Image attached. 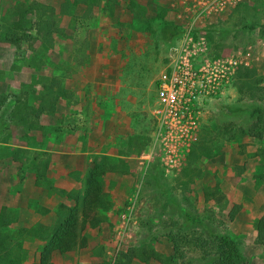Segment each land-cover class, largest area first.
<instances>
[{"label": "rangeland", "instance_id": "374dc122", "mask_svg": "<svg viewBox=\"0 0 264 264\" xmlns=\"http://www.w3.org/2000/svg\"><path fill=\"white\" fill-rule=\"evenodd\" d=\"M33 1L58 14L68 6V13L56 25L11 17ZM77 1L0 0V30L4 19L23 21L28 35L21 62L14 45L0 42V210L17 218L7 230L17 242L11 256L40 264L39 225L55 220L39 210L74 206L46 186L83 195L95 160L107 158L108 222L84 232L86 250L54 254L50 264H115L122 254L131 264H167L174 240L185 258L178 264H210L180 242L210 234L232 240L247 264H264V181L257 179L264 177V91L261 99L247 91L264 90V0H244L199 30L210 56L243 53L249 65L236 88L212 104L182 175L162 169L146 110L198 0ZM50 84L62 98L40 101ZM22 90L38 121L34 130L4 121Z\"/></svg>", "mask_w": 264, "mask_h": 264}, {"label": "trees", "instance_id": "16d2710c", "mask_svg": "<svg viewBox=\"0 0 264 264\" xmlns=\"http://www.w3.org/2000/svg\"><path fill=\"white\" fill-rule=\"evenodd\" d=\"M81 3L84 4V0L77 1V5ZM88 3L91 5L92 2ZM63 8L61 14H58L55 8L33 1L16 6L11 17H21L23 19L25 17L35 16L56 25L61 20V16L67 15L65 13H68L65 11V8L69 9V7L64 5ZM27 38V29L24 27L23 21L14 23L9 19L3 20L0 30V42L14 45L17 62H21L24 59V43L27 41ZM247 91H252L253 97H259L261 99L263 96L262 91L264 90L260 87H254ZM239 92L244 93L242 90ZM62 95L63 91L61 89L57 88L55 91L52 84H50L44 88V93L39 100L42 102L59 101ZM1 109L2 104L0 103V113ZM4 121L8 125L23 127L29 130H34L38 127V121L35 118L34 109L30 104L29 95L24 90L15 97V103L11 110V118H5ZM202 135L199 143L202 140ZM112 169L113 165L109 159L98 158L95 160L94 167L90 173L88 186L83 195L76 191L57 189L50 184L46 186L49 191L73 202L74 206L69 207L64 204H59L53 212H49L46 209L39 210L44 215L52 213L55 220L54 223L39 225L38 242L40 245V264H50L54 254L65 255L86 250L88 248V239L84 235V232L87 229L96 230L108 222L103 207L102 196L104 178ZM257 179L262 182L264 181V177L262 176ZM16 221L17 218L13 211L6 209L0 210V264H19L20 262L19 258L13 257L10 254V250L17 242L7 231ZM258 241L260 243L264 242V235L260 234ZM180 242L181 244L187 243V245L194 246L200 252V259L202 261L207 260L210 264H247L237 245L227 237L210 234L207 239L199 237L189 242L181 237ZM178 258L180 260L185 259L184 254L179 250L174 240V255L168 259L167 264H178ZM149 262V259L144 260V264H149ZM115 264H131V261L126 255L122 254Z\"/></svg>", "mask_w": 264, "mask_h": 264}, {"label": "built area", "instance_id": "2783aa9c", "mask_svg": "<svg viewBox=\"0 0 264 264\" xmlns=\"http://www.w3.org/2000/svg\"><path fill=\"white\" fill-rule=\"evenodd\" d=\"M243 1L198 0L178 46L165 59L146 112L154 128L153 151L166 174L188 170L212 104L236 88L239 73L248 67L243 53L210 56L199 32L207 21Z\"/></svg>", "mask_w": 264, "mask_h": 264}, {"label": "crops", "instance_id": "0c3cea01", "mask_svg": "<svg viewBox=\"0 0 264 264\" xmlns=\"http://www.w3.org/2000/svg\"><path fill=\"white\" fill-rule=\"evenodd\" d=\"M244 59L248 62V57L246 56V54L244 55ZM248 65H249V63H248Z\"/></svg>", "mask_w": 264, "mask_h": 264}]
</instances>
